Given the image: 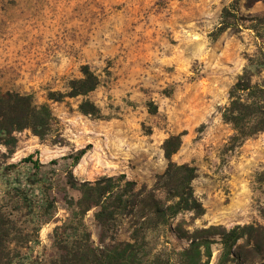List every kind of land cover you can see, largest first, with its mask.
I'll return each instance as SVG.
<instances>
[{"label":"rangeland","instance_id":"obj_1","mask_svg":"<svg viewBox=\"0 0 264 264\" xmlns=\"http://www.w3.org/2000/svg\"><path fill=\"white\" fill-rule=\"evenodd\" d=\"M243 4L244 0H0V92L32 95L36 103H48L57 118L43 143L24 131L16 134L13 154L0 145V170L31 154L41 164L55 160V166L42 170H54L51 196L56 218L64 220L68 211L62 196L78 195L65 185L70 161L61 160L63 156L88 148L71 168L78 182L124 174L138 186L151 188L166 168L163 142L180 135L172 161L195 169L191 187L204 214L194 218L185 212L171 220V229L148 231L151 255L187 247V241L174 233L177 224L189 231L211 226L263 231L264 132L230 147L234 131L221 117L228 92L244 69L264 60V46L247 22L238 31L215 34L224 7L243 17L264 18V0L249 9ZM84 65L99 79L93 92L61 103L47 101L50 91L67 92L69 81L80 78ZM251 82L264 86V67L254 71ZM84 99L94 103L100 117L78 111ZM25 168L22 164L17 170ZM17 175L14 170L0 171V203L8 213L13 200L4 194L6 182ZM21 214L15 216L30 231L32 225L23 224L27 218ZM85 224L96 241L91 213ZM118 225L116 240H128L127 223ZM53 226L41 228L33 256L56 255ZM237 244L247 246L245 239ZM220 251L218 243L211 245L210 264ZM245 264H264V259Z\"/></svg>","mask_w":264,"mask_h":264},{"label":"trees","instance_id":"obj_2","mask_svg":"<svg viewBox=\"0 0 264 264\" xmlns=\"http://www.w3.org/2000/svg\"><path fill=\"white\" fill-rule=\"evenodd\" d=\"M261 1L244 0L243 7L249 9ZM220 21L216 35L227 30L238 31L247 22L248 29L264 46V18L243 17L233 8L224 7ZM260 53L264 59V48ZM263 67L264 60L258 64L250 63L228 92L229 101L223 107L221 117L234 131L230 147L264 132V86L251 82L254 71ZM80 74V78L69 81L67 92H48L47 101L61 103L65 99L86 98L97 88L99 79L86 65L81 67ZM78 111L86 116L100 117L99 109L87 99L79 104ZM55 124L57 118L48 103L38 104L28 94L0 92V145L8 154L14 153L18 142L16 134L29 131L43 143ZM180 145V135L170 136L163 142L161 148L166 168L151 188L138 186L124 174L78 182L71 168L79 163L88 148L63 156L61 160L70 161L64 171L65 185L78 195L77 199L66 194L62 196L68 211L64 220L56 218V201L51 196L54 170H42L55 166V160L41 164L31 154L18 163L4 166L0 171L8 174L14 170L18 175L13 182H6L4 191L13 200L11 212L8 213L0 203V264H210L211 245L214 243L221 246L215 264H245L252 258L263 260L264 230L253 226L231 229L211 226L189 231L177 224L174 233L187 241V247L181 251H160L151 255L146 241L148 231L161 227L171 229V220L185 212L192 213L194 218L204 214L191 187L195 169L172 161ZM22 164L25 171L19 172L17 169ZM89 213L97 229L96 241L92 240L85 224ZM17 214L27 218L23 224L32 225L30 231L21 224L19 217L15 216ZM122 220L128 225V240L117 241L118 224ZM49 223L54 224L50 236L56 255L50 259L33 256L31 251L40 244L39 232ZM243 239L247 243L245 247L237 244ZM22 250L27 253L21 254Z\"/></svg>","mask_w":264,"mask_h":264}]
</instances>
